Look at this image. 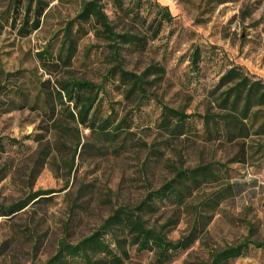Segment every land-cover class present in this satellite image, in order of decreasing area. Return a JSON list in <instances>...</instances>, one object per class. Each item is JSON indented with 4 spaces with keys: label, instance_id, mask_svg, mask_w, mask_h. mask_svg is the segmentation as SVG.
<instances>
[{
    "label": "rangeland",
    "instance_id": "obj_1",
    "mask_svg": "<svg viewBox=\"0 0 264 264\" xmlns=\"http://www.w3.org/2000/svg\"><path fill=\"white\" fill-rule=\"evenodd\" d=\"M42 1L48 5L39 26L28 33L20 32V20H0V204L20 206L0 216V264L42 262L60 239L74 243L90 234L113 208L139 202L175 168L206 163L215 177L185 204L165 203L145 217L165 224L169 239L196 234L162 264H196L247 236L264 240V134L251 128L229 138L221 123L209 138L196 115L221 112L215 87L231 66L264 81V0H99L115 30L142 37V49L127 46L121 57L127 71L151 66L140 101L125 94L118 74H109L108 42L90 30L69 65L52 73L42 67L37 52L48 44L57 52L62 30L85 0ZM7 4L0 0V12ZM162 7L170 18L159 14ZM69 77L95 83L107 77L95 112L98 119H123L117 138L78 126L77 145L76 124L56 95L58 81ZM46 91L54 96L47 112ZM161 104L193 114L181 134L164 128ZM127 249L124 264H157L153 251ZM229 264H264V249L250 246Z\"/></svg>",
    "mask_w": 264,
    "mask_h": 264
},
{
    "label": "trees",
    "instance_id": "obj_2",
    "mask_svg": "<svg viewBox=\"0 0 264 264\" xmlns=\"http://www.w3.org/2000/svg\"><path fill=\"white\" fill-rule=\"evenodd\" d=\"M47 5L48 3L42 0H8L6 8L0 12V20L3 22L8 21L9 18L13 22L20 20V32L28 33L31 29L38 28L40 16ZM159 14L162 17H171L167 8L164 7ZM30 20L31 25L28 27ZM74 25L76 30H73ZM1 26L2 24L0 28ZM88 30L108 42L111 60L114 62L108 72L118 74L125 87V94L134 95L139 101L146 97L148 82L144 78L151 66L141 74H137L125 70L121 58L127 46L142 49V37L115 30L99 0H85L82 3L80 10L62 30V39L57 52L51 51L50 44L37 52L36 56L42 67L52 73L69 65L76 54L78 41ZM197 58L196 52L193 61ZM14 75L13 72L5 73L6 77ZM106 79L107 77H104L101 83H95L85 78L69 77L57 83L59 87L56 90L57 99L64 105L69 118L76 124L77 145L80 144L83 136L78 126L102 135H111L115 138L119 136L118 131L122 129L123 119L118 122L111 120L110 116L98 119L95 112L99 93ZM41 84V88L45 90L44 81ZM218 90L220 92L215 100L221 112L196 114L202 119L209 138L219 134L221 123L229 138L244 136L251 128H255L254 132L257 134H264V81L248 75L238 66H231L221 75L215 87V93ZM53 99L54 96L46 91L43 101L46 112L52 108ZM25 101L28 100L24 96L21 105H24ZM10 105L13 106V104ZM161 108V120L170 135L181 134L185 127V120L193 117V114H185L182 110L164 104H161ZM53 113L50 120L53 124H57L59 119H54ZM76 153L77 147L73 152L71 167ZM215 175L210 163L194 168H175L170 179L155 190L148 191L139 202L113 208L90 234L74 243L65 238L60 239L52 255L42 262L33 261L31 264H124L129 257L128 246H135L139 251H153L156 263L162 264L176 251L187 248L196 238V234L194 230H190L176 240L169 239L165 232V224L152 225L145 218L146 215L155 213L165 203L174 206L185 204L204 180ZM19 208V205L15 207L13 204H0V216H9ZM197 214L199 215V212ZM250 246L264 249V240H252L247 236L236 244L227 245L212 252L208 260L196 264H229Z\"/></svg>",
    "mask_w": 264,
    "mask_h": 264
}]
</instances>
